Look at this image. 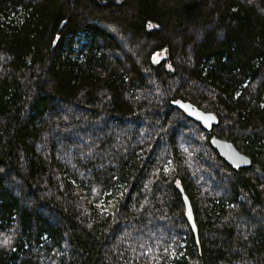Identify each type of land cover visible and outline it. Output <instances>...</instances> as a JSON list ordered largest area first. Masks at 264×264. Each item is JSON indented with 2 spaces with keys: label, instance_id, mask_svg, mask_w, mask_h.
Segmentation results:
<instances>
[{
  "label": "trees",
  "instance_id": "trees-1",
  "mask_svg": "<svg viewBox=\"0 0 264 264\" xmlns=\"http://www.w3.org/2000/svg\"><path fill=\"white\" fill-rule=\"evenodd\" d=\"M0 264H264V0H0Z\"/></svg>",
  "mask_w": 264,
  "mask_h": 264
},
{
  "label": "water",
  "instance_id": "water-1",
  "mask_svg": "<svg viewBox=\"0 0 264 264\" xmlns=\"http://www.w3.org/2000/svg\"><path fill=\"white\" fill-rule=\"evenodd\" d=\"M171 104L172 106L182 110L188 117H190L194 121L200 123L202 127L207 131H212L213 127L219 124V118L215 113L205 112L191 102L175 100L172 101ZM210 141L212 146L218 151L219 155L224 160H226L234 169L248 168L251 166V158L239 151L232 142L220 139L215 135L211 137ZM181 190L184 193L182 188ZM183 199L185 202L186 217L196 236L197 244L199 245L200 241L198 236V227L195 221L192 204L187 195L183 194Z\"/></svg>",
  "mask_w": 264,
  "mask_h": 264
},
{
  "label": "rangeland",
  "instance_id": "rangeland-1",
  "mask_svg": "<svg viewBox=\"0 0 264 264\" xmlns=\"http://www.w3.org/2000/svg\"><path fill=\"white\" fill-rule=\"evenodd\" d=\"M166 57L165 52H159L158 54L155 55L154 61L159 62L160 60L164 59Z\"/></svg>",
  "mask_w": 264,
  "mask_h": 264
}]
</instances>
